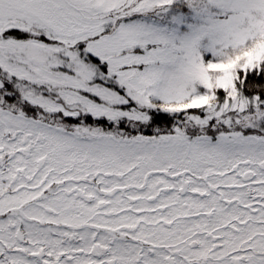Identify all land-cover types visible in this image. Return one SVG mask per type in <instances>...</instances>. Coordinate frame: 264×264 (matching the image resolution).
Here are the masks:
<instances>
[{"label": "snow or ice", "instance_id": "1", "mask_svg": "<svg viewBox=\"0 0 264 264\" xmlns=\"http://www.w3.org/2000/svg\"><path fill=\"white\" fill-rule=\"evenodd\" d=\"M0 264H264V0H0Z\"/></svg>", "mask_w": 264, "mask_h": 264}]
</instances>
